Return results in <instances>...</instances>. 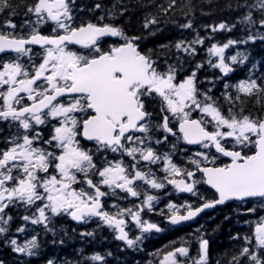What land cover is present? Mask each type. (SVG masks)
<instances>
[{
    "label": "snow or ice",
    "instance_id": "obj_1",
    "mask_svg": "<svg viewBox=\"0 0 264 264\" xmlns=\"http://www.w3.org/2000/svg\"><path fill=\"white\" fill-rule=\"evenodd\" d=\"M17 7L12 0H0V13H8L0 24L4 29L0 30V236H8L12 217L5 213L13 206L35 209L21 217L25 223L17 233H24L30 223L51 232L53 245L63 244V238L55 239L57 231L50 224L54 218L66 216L77 224L98 221L97 227L112 231L127 248L194 221L205 210L226 202L243 205L249 215L257 213L256 207H247L253 202L264 211V72L254 78L253 64L246 78L229 83L228 74L236 65L246 66L249 55L241 51L225 54L232 46L257 39L251 28L257 22L264 28V0L238 4L237 8L247 9L240 23L249 26V34L239 40L211 43L206 49L207 60L198 62L182 79L175 64L161 70L152 58V49L140 50L141 40L147 37L128 35L114 22L117 15L125 14L123 8L116 12L113 6L105 15L96 3L89 11L100 10L101 15L83 20L78 19L83 9H77L76 0H31L24 6L28 18L17 33L12 20ZM156 7L164 23L176 24L174 19L167 20L176 10V0ZM253 9L260 14L258 21L253 19ZM160 24L157 15L149 14L142 28L148 36H156L162 30L157 27ZM45 27L50 31L44 33ZM234 27L224 22L205 26L213 33ZM179 28L192 29L191 19ZM108 38L117 39L106 44ZM259 38L264 40V35ZM210 39L213 37L197 33L189 41L157 45V51L174 47L183 68L179 54L195 57L196 46ZM33 46L39 50L34 51ZM203 63L218 70L219 75L206 77V81L223 84L220 97H213V88L199 87L198 70ZM253 98V108L259 106L255 111L248 107ZM157 102L154 118L148 107ZM3 125H7L6 132ZM161 132L163 136L155 139V144L167 145L169 138L175 137L170 151L161 153L152 146L154 135ZM181 140L199 150L190 155L185 152L187 159L177 163L173 153ZM86 143L94 144V149L85 147ZM101 152L105 155L100 156ZM152 165H160L164 175L158 176ZM166 185L196 199L183 203L169 200L156 212L160 197L150 193ZM203 186L207 187L202 193ZM117 190L126 195L118 196ZM109 197L129 206L116 200L107 204ZM129 198L139 202L131 203ZM145 212L162 220L145 218ZM244 224L249 230L226 264H264V215ZM133 226L138 234L131 237ZM195 232L196 255L185 246L187 241L181 240L178 247L174 241L170 250H156L159 264H210V241L200 229ZM92 235L80 233L82 238ZM231 239L241 236L238 233ZM4 243L12 253L26 257L37 256L40 249L38 233L22 242L13 235ZM105 255L93 252L83 258L84 264H105ZM45 264H57V259L48 258Z\"/></svg>",
    "mask_w": 264,
    "mask_h": 264
},
{
    "label": "trees",
    "instance_id": "obj_2",
    "mask_svg": "<svg viewBox=\"0 0 264 264\" xmlns=\"http://www.w3.org/2000/svg\"><path fill=\"white\" fill-rule=\"evenodd\" d=\"M31 0H12L17 7V15L12 17L13 23L17 25L16 32L21 30L19 25L23 22L25 17V5L30 3ZM168 0H76L77 9H83L78 15V19L95 20L97 16L101 15L100 10H96L94 13L89 11L93 8L94 4L100 3L104 13L106 15L107 10L115 6V11L119 12L121 8L125 9V14L117 15L115 23L120 24L128 35H139L141 37H147L146 40L142 39L139 45L142 52H147L148 49H152V58L157 60L161 70L167 67V64H175L179 73V78L182 79L183 75L191 72L198 62H204L207 60L206 49L213 42L225 43L229 39L239 40L245 38L249 34V26L247 24L240 23V17H242L247 9L237 8L238 4L242 5L245 2L248 4H255L256 0H176V10L170 12L167 16V20H175L176 24L164 23V17L160 16L159 10L156 5H167ZM185 13H188L185 16ZM149 14L157 15L161 24L157 27L162 30L157 33L156 36H148L147 31L142 28V22L144 18ZM8 17V13H0V24L4 19ZM260 18L258 11L253 9V19ZM191 19L193 23L192 29H181L179 24L187 23ZM106 22L107 18H106ZM220 22H224L229 25H235L234 28L229 30H218L213 33L210 28L206 29V25H214ZM0 30H4L0 28ZM11 31V29H8ZM27 31V30H25ZM49 28H43V32L47 33ZM205 37H213V39L207 40L203 45H197V55L195 57L185 56L183 53L179 55L183 59V68L180 67V61L176 59L177 50L172 47L170 50L157 51V45L172 43L173 45L177 40L189 41L194 38L196 34ZM251 33L256 35L257 39L254 41H248L247 44L232 46L225 50L226 56L234 55L236 52H246L249 55V59L245 62V65H236L235 71L228 74V82L235 83L236 80L246 78L248 69L252 68L253 64L256 65L253 77L259 76L264 72V40L259 37L264 35V28H261L257 22L255 26L251 28ZM38 51V49H34ZM27 61V58H23ZM39 60H37V63ZM215 59H213V63ZM215 75H219L218 70H213L207 63H203V67L198 70V79L200 81L199 87L201 90L213 88L212 95L214 98L220 97V93L223 89V84L219 81L215 85L208 83L207 78H211ZM223 79V77L221 78ZM222 100V97H221ZM254 98L248 103V107L255 111L259 108H253ZM159 109V103L149 104L148 111L153 112L155 118L156 111ZM195 117V116H194ZM5 132L6 126H3ZM47 131V129H45ZM155 132V130H153ZM163 136L161 132L159 135H154L156 139ZM175 142L174 137H170L168 144L163 146L153 145L159 152L170 151V145ZM180 144V143H178ZM177 144V145H178ZM180 144L177 146L178 151L173 153L174 162L182 163L187 159L184 155L187 152L188 155L195 152H190V148H182ZM94 149V148H93ZM182 150V151H180ZM184 151V153H182ZM105 154V153H104ZM110 154V158L113 155ZM101 156V154H100ZM226 162V161H224ZM186 166V165H184ZM160 165H153L152 170L157 173L158 176H162V172L159 171ZM161 173V175H160ZM204 188H200L203 193ZM121 196V195H119ZM210 197V194H209ZM142 199V198H141ZM170 199L175 203H183L186 199L195 200L196 198L191 196H180L173 190L170 192ZM116 199H112L110 204ZM121 206L127 207L123 203V200H116ZM161 200L158 201V206ZM39 202H37L38 206ZM256 207L257 213L255 215H249L245 212L244 206L238 207L237 203H227L224 206L217 207L211 211L204 212L193 222L185 223L183 226H177L174 230H168L163 233L155 234L147 237L142 243L138 244L135 248H127L126 245L119 242L114 238V233L106 227H97L98 221H89L87 224H76L70 218L66 216L54 218L50 224V227H54L57 231L55 236L56 240L63 238V244H52L53 234L51 232L45 233L42 226H36L26 224V231L24 233H17L16 229L25 222L21 220L24 215H31V211H26L23 206H13L7 210L5 215H10L12 220L8 225V236H0V260L4 261V264H45V260L48 258H56L57 264H65L67 261L79 262L84 264V257H88L93 252H98L101 255L111 253V255H105V264H159V257L155 255L157 249L170 250L169 245L172 242H176L175 246H180L181 240L187 241L185 246L190 247L191 255H196L198 244L195 240L196 229H200L205 233V238L210 241L209 247V260L210 264H226L228 258L232 253V250L238 248L242 244V236L247 232L248 226L244 224L245 220H254L259 215H264V211L260 210V204L253 202L247 205V207ZM227 217V219H226ZM145 218H151L154 221H161V217L158 219L157 215L145 214ZM81 232H93L92 236L81 237ZM39 234L40 249L37 256L26 257L11 252V248L4 243L6 238L16 236L21 242L32 234ZM193 233L190 237L188 234ZM240 234L241 239L233 240L231 237ZM137 232L132 233L134 237ZM82 253V255H81ZM150 253L152 255H150ZM228 253V256L225 255ZM162 255V252H161ZM88 264H92L91 261Z\"/></svg>",
    "mask_w": 264,
    "mask_h": 264
},
{
    "label": "flooded vegetation",
    "instance_id": "obj_3",
    "mask_svg": "<svg viewBox=\"0 0 264 264\" xmlns=\"http://www.w3.org/2000/svg\"><path fill=\"white\" fill-rule=\"evenodd\" d=\"M116 39L115 38H108L106 41H105V43L106 44H108V43H112L113 41H115ZM78 47V46H77ZM3 126H6L7 127V125H3ZM126 159H128L127 157H125V160ZM118 195H121V196H124V195H126V194H124V193H120V192H118L117 193ZM109 199V198H108ZM107 199V204H108V202H109V200ZM134 227V226H133ZM133 227L131 228V229H129V231L130 230H132L133 229Z\"/></svg>",
    "mask_w": 264,
    "mask_h": 264
},
{
    "label": "water",
    "instance_id": "obj_4",
    "mask_svg": "<svg viewBox=\"0 0 264 264\" xmlns=\"http://www.w3.org/2000/svg\"><path fill=\"white\" fill-rule=\"evenodd\" d=\"M227 203H229V202H226L225 204H227ZM218 206H220V205H218ZM208 210V209H207Z\"/></svg>",
    "mask_w": 264,
    "mask_h": 264
}]
</instances>
